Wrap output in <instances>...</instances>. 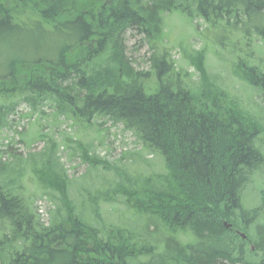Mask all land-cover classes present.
Listing matches in <instances>:
<instances>
[{
  "label": "trees",
  "instance_id": "obj_1",
  "mask_svg": "<svg viewBox=\"0 0 264 264\" xmlns=\"http://www.w3.org/2000/svg\"><path fill=\"white\" fill-rule=\"evenodd\" d=\"M104 1L0 0V47L8 44L0 54V133L16 112L14 99L36 109L39 98L52 103L56 117L120 124L143 151L160 158L162 180L140 184L121 174L129 185L117 194L137 222L95 229L90 213L99 224V203L111 194L86 192L89 217L77 215L61 176L52 178L44 168L37 182L43 189L58 186L65 215L42 224L20 189L6 187L13 167L5 155L22 157L8 153L11 147L0 149V264H264V189L258 209L242 208L246 185L264 176L263 132L212 85L190 89L158 46L161 16L176 11L191 17L194 5L207 32L218 26L236 31L217 33L218 42L240 35L250 54L254 37L264 45V0ZM127 33L152 43L149 72L134 69L127 58ZM4 37L15 40L4 43ZM238 53L240 77L264 96V71L247 66L249 54ZM151 80L154 89L146 86ZM39 155L44 161L48 153ZM27 157L34 166L39 162ZM21 178L13 179L20 184Z\"/></svg>",
  "mask_w": 264,
  "mask_h": 264
},
{
  "label": "rangeland",
  "instance_id": "obj_2",
  "mask_svg": "<svg viewBox=\"0 0 264 264\" xmlns=\"http://www.w3.org/2000/svg\"><path fill=\"white\" fill-rule=\"evenodd\" d=\"M104 3L107 1L103 0ZM190 11L191 17L176 11L161 16L163 41L158 46L167 49L169 58L175 65L176 74L190 89L199 91L207 85L218 89L219 94L231 100L258 124L260 131L263 132L261 138L264 141V96L257 88H251L242 80L239 71L241 67L237 63L238 52L246 57L249 54L245 43L248 41H242L243 37L240 35H232L229 40L218 42L217 33L224 36L236 31L218 26L216 30L207 32L208 25L196 14L194 5H191ZM255 21L258 22V19L255 18ZM126 37V56L131 65L138 71L149 72L154 49L152 43H148L140 34L127 33ZM14 40V37L2 38L4 43ZM252 40L250 58L244 60H247L245 61L247 66H251L250 62L264 71V45L256 37ZM17 44L13 42V46ZM19 44L26 45L25 42ZM4 47H0L1 55L4 54L2 51ZM7 49L13 50L14 47ZM146 86L154 89L153 81H148ZM212 92L210 90L206 94ZM36 99V109L23 103L22 97L14 99L16 112L8 116L7 125L0 133V149L11 147L12 151L8 153L16 154V158L17 155L22 157V161L18 162L19 160L5 155V161L9 160L13 167V172L10 173V168L7 170L6 187L20 189L19 193L29 205L33 203L32 207L36 210V217L40 223L48 224L58 215L62 218L65 209L61 203L62 193L58 186L43 189L37 182V172L42 177L45 173L40 171L49 168L47 175L52 178L61 176L71 205L76 204L77 210L75 208L74 210L77 215L80 210L85 217H89L86 192L94 194L98 190L102 194L106 191L111 194L109 200L99 203L97 219L99 224L95 222V215L90 213L92 218L89 217L88 223L95 229H101L99 225L104 229L137 222V218L132 216L124 204L123 195L117 194L122 189V184L129 185L120 175L134 176L140 184L147 179L146 181L150 180L159 186L157 181L161 182V176L164 174L160 158L143 151L134 136L123 130L120 124L114 125L111 122L101 124L103 120L96 117L88 124L75 122L65 115L56 117L52 103L49 101L40 103L39 98ZM43 151L48 155L41 161L42 157L39 154ZM27 155L35 156L39 161L36 166L30 162ZM55 172L61 174L56 175ZM16 174H21L20 184L13 179ZM263 189L264 176L261 172L244 188L242 208L247 213L260 207ZM242 220L237 222L239 226H243ZM250 225L252 228V224ZM142 228L146 232L145 228ZM248 230L251 235L249 228L247 232ZM251 231L253 232V229ZM180 238L184 242L189 241L188 237Z\"/></svg>",
  "mask_w": 264,
  "mask_h": 264
},
{
  "label": "flooded vegetation",
  "instance_id": "obj_3",
  "mask_svg": "<svg viewBox=\"0 0 264 264\" xmlns=\"http://www.w3.org/2000/svg\"><path fill=\"white\" fill-rule=\"evenodd\" d=\"M227 228H228V229H231L230 226H227ZM233 232H235V234H237L236 232H238V230L233 228ZM237 235H238V234H237ZM244 240H245V239H244Z\"/></svg>",
  "mask_w": 264,
  "mask_h": 264
},
{
  "label": "bare ground",
  "instance_id": "obj_4",
  "mask_svg": "<svg viewBox=\"0 0 264 264\" xmlns=\"http://www.w3.org/2000/svg\"><path fill=\"white\" fill-rule=\"evenodd\" d=\"M67 221H68V219H67Z\"/></svg>",
  "mask_w": 264,
  "mask_h": 264
}]
</instances>
